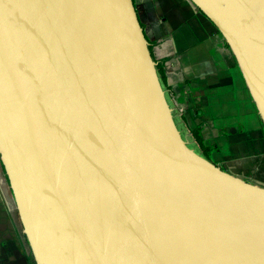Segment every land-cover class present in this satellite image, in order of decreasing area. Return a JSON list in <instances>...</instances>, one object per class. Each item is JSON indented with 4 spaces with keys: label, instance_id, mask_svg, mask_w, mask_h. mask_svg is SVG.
<instances>
[{
    "label": "water",
    "instance_id": "obj_1",
    "mask_svg": "<svg viewBox=\"0 0 264 264\" xmlns=\"http://www.w3.org/2000/svg\"><path fill=\"white\" fill-rule=\"evenodd\" d=\"M191 1L264 128V0ZM146 36L132 0H0V158L36 264H264V186L187 146Z\"/></svg>",
    "mask_w": 264,
    "mask_h": 264
},
{
    "label": "crops",
    "instance_id": "obj_2",
    "mask_svg": "<svg viewBox=\"0 0 264 264\" xmlns=\"http://www.w3.org/2000/svg\"><path fill=\"white\" fill-rule=\"evenodd\" d=\"M149 39L170 55L166 69L188 125L202 124L213 160L264 186V131L237 60L191 0H134ZM0 158V264H30V246Z\"/></svg>",
    "mask_w": 264,
    "mask_h": 264
},
{
    "label": "trees",
    "instance_id": "obj_3",
    "mask_svg": "<svg viewBox=\"0 0 264 264\" xmlns=\"http://www.w3.org/2000/svg\"><path fill=\"white\" fill-rule=\"evenodd\" d=\"M134 2V0H132ZM197 7V6H196ZM198 8V7H197ZM199 10V8H198ZM200 11V10H199ZM141 26L143 24L141 23ZM146 38L148 39V49L149 52L155 61V69L156 73L160 82V85L163 89L164 96L169 104V106L172 108L171 114L173 117V120L179 129L181 136L183 139H185L187 146L192 148L196 153H198L200 156L204 157L205 159L214 162L215 164L219 165L221 168H224L220 162H217L213 160L211 156V151L214 148L213 145L207 144L205 142V139L202 134V124L194 125V126H189L186 120V117L183 113L178 112V108L174 103V91L171 87V83L169 82V76L168 72L166 69V64L167 60L170 58V55L167 53H164L160 49V44L161 41L158 39H149L147 36ZM224 39V38H223ZM224 44L229 47L228 43L224 39ZM261 119V118H260ZM262 122V121H261ZM263 125V124H262ZM264 131V128H263ZM185 133H188L189 135H185ZM188 138L191 140L189 141ZM25 235V233H23ZM27 242V240H26ZM29 261L30 264H36L35 259L30 252L29 254Z\"/></svg>",
    "mask_w": 264,
    "mask_h": 264
},
{
    "label": "rangeland",
    "instance_id": "obj_4",
    "mask_svg": "<svg viewBox=\"0 0 264 264\" xmlns=\"http://www.w3.org/2000/svg\"><path fill=\"white\" fill-rule=\"evenodd\" d=\"M174 103H175V105L177 106V108H178V112H180L181 111V108L178 106V104L176 103V101L174 100ZM185 135L187 136V135H189L188 133H185ZM187 139L190 141L191 139L190 138H188L187 137ZM220 162V161H219ZM221 163V162H220ZM23 240H24V243L28 246V241L26 242V240H27V238H26V235H23ZM30 252H31V250H30ZM32 253V252H31Z\"/></svg>",
    "mask_w": 264,
    "mask_h": 264
}]
</instances>
